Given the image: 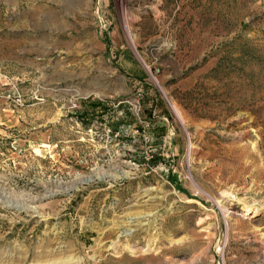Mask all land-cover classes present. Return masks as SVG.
<instances>
[{
    "label": "rangeland",
    "instance_id": "1",
    "mask_svg": "<svg viewBox=\"0 0 264 264\" xmlns=\"http://www.w3.org/2000/svg\"><path fill=\"white\" fill-rule=\"evenodd\" d=\"M0 264H264V0H0Z\"/></svg>",
    "mask_w": 264,
    "mask_h": 264
},
{
    "label": "bare ground",
    "instance_id": "2",
    "mask_svg": "<svg viewBox=\"0 0 264 264\" xmlns=\"http://www.w3.org/2000/svg\"><path fill=\"white\" fill-rule=\"evenodd\" d=\"M90 179H91V178H90ZM88 181H90V180H88ZM133 223H134L135 226H137V227L141 226V223L138 222V221H136L135 219H134ZM135 230H136V229H131V228H130V229H126V231H125L124 233L127 234V235H129V234L133 233ZM81 261H82V259H81ZM81 261H79L78 263H80Z\"/></svg>",
    "mask_w": 264,
    "mask_h": 264
}]
</instances>
